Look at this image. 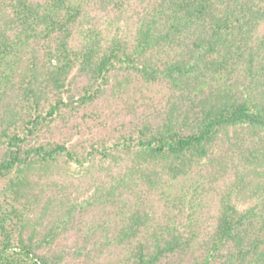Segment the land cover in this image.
I'll use <instances>...</instances> for the list:
<instances>
[{
  "label": "trees",
  "instance_id": "trees-1",
  "mask_svg": "<svg viewBox=\"0 0 264 264\" xmlns=\"http://www.w3.org/2000/svg\"><path fill=\"white\" fill-rule=\"evenodd\" d=\"M92 187L115 262L53 250ZM0 264H264V0H0Z\"/></svg>",
  "mask_w": 264,
  "mask_h": 264
},
{
  "label": "rangeland",
  "instance_id": "rangeland-1",
  "mask_svg": "<svg viewBox=\"0 0 264 264\" xmlns=\"http://www.w3.org/2000/svg\"><path fill=\"white\" fill-rule=\"evenodd\" d=\"M119 25L124 27L123 23H120ZM110 32L113 33L114 28H112ZM86 83L87 80L85 78H79L76 82V87L80 89ZM125 91L126 90L118 92L116 89H108L106 94L102 96L101 100L97 102V109H100L102 112L98 119H94L88 125L81 123L78 119L77 121H73L71 125H77L83 137L97 138L117 128L122 122H126L127 120L139 116L143 110L138 108L137 104L133 107V104L135 103L134 98H138V94L132 95V90H128L127 93H124ZM67 131L69 132L68 134H71L70 129ZM176 190H178V187ZM65 193L66 195L64 196L68 197L71 204L81 205L85 208L86 212L82 216L87 220L88 227L85 228L84 223L81 222L79 228H82L83 230L79 231L76 228L66 235L61 236L56 241L53 250L56 251L65 244H79L85 246L90 251L102 250V259L104 262H115L117 257L111 259L110 256H117L118 251L110 245L107 246V242L111 241L115 233L112 231L114 223H110L109 221L114 219L113 213L110 214V211L112 210V208H110L111 206H108L110 211L106 212V210L101 209L98 205H87V202H89L91 197L95 194V188L93 187L87 191H85V189L75 190L72 188ZM128 194L129 193L126 192L127 196ZM126 195L123 197L127 198ZM153 197L156 198L155 195ZM129 204L130 206H133L131 202ZM243 207L244 206L242 205L239 208ZM46 222L47 221H44V223Z\"/></svg>",
  "mask_w": 264,
  "mask_h": 264
}]
</instances>
